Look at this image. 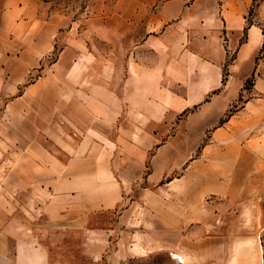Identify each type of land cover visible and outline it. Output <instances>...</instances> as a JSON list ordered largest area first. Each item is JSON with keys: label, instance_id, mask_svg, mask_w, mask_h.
<instances>
[{"label": "rangeland", "instance_id": "obj_1", "mask_svg": "<svg viewBox=\"0 0 264 264\" xmlns=\"http://www.w3.org/2000/svg\"><path fill=\"white\" fill-rule=\"evenodd\" d=\"M40 2L35 22L0 16V250H48L52 264L76 261L77 250L85 264H190V250H208L209 264L238 254L264 264V176L238 206L219 194L195 203L188 184L211 181L193 173L207 161L201 149L169 177L152 175L157 146L185 114L224 96L185 94L184 82L218 72L246 77L224 121L235 118L241 142H258L264 170V0ZM155 14L173 27L161 34L177 43L169 51L147 45ZM252 26L260 46L250 67L239 51ZM142 66L180 88L134 85Z\"/></svg>", "mask_w": 264, "mask_h": 264}, {"label": "crops", "instance_id": "obj_2", "mask_svg": "<svg viewBox=\"0 0 264 264\" xmlns=\"http://www.w3.org/2000/svg\"><path fill=\"white\" fill-rule=\"evenodd\" d=\"M41 8L40 0H0V16H15L17 17L15 21L23 20L22 23L24 24L37 21ZM149 26L153 30L148 31V33L153 34L154 38L148 39L146 42L154 53L163 48H167L166 51H169L170 47L177 45L176 42L161 36L162 33L170 32L173 27L160 14L151 17ZM248 31L250 34H248L247 41L239 51V58L243 61L247 60L251 67L254 64L252 58L260 46L252 43V37L255 33H259V29L252 26ZM134 56L132 54V59ZM152 62L163 61H160V57L155 54ZM149 70L150 76L148 73L145 75L143 66L140 67V70L135 73L140 75L139 80L132 78V81H135L133 82L134 85L140 88L151 87L155 89L149 91L150 93H160L159 89L161 88H180V80L172 74L167 77L164 76V69L161 72L159 66L150 67ZM245 80L246 77L242 76L238 78L230 76V79L227 80L221 72H218L213 77L205 76L203 73L197 74L184 82L182 87L185 88L183 91L185 94L208 95L215 94L216 89H223L224 96H215L212 101L204 102L194 111L187 112L189 109L187 106L180 112V114L184 111L187 113L185 112L184 118L178 125L177 135L169 137L157 146L155 161L153 162L155 169L152 175H161V179L169 177L181 167L182 160L184 162L192 158L196 150L201 149L202 157L207 161L203 163L201 170H196L193 173H196V176L202 180L205 175H209L211 181L199 180L197 183L188 184V190L196 192V195L194 194L195 203L200 202L208 195L219 194L239 204L238 206H243L247 198L254 196L255 192L261 190L264 170L258 163L255 164L260 152L258 142L255 140H250L248 144L241 142L237 138L236 126L231 125L236 123L235 118L231 117L224 121L233 104L231 98L227 96L240 91ZM170 93L175 94L178 91H170ZM223 94L218 93V95ZM222 122L224 123L222 124ZM141 202L143 201H134L131 206L141 207ZM157 203V207L162 208L157 210L155 216L164 223V204L161 206L159 201ZM181 208V204H175L174 201L172 205V228L174 230H180L182 227ZM158 211H160L161 216ZM194 222L195 220L192 219L189 225L191 226ZM48 254V250H37L33 247L29 250H20V247L16 246L14 250H0V264H52ZM75 254L77 260L69 261L70 263L67 264H85V250H82L81 253L77 250ZM209 254L208 250H190L188 252L189 257L192 256L193 258L194 256L195 258V262L190 264H209ZM179 258L180 263H184L183 259ZM197 259L204 262L198 263ZM244 262V259L238 254L234 261L228 264H245ZM90 264L96 263L93 260Z\"/></svg>", "mask_w": 264, "mask_h": 264}]
</instances>
